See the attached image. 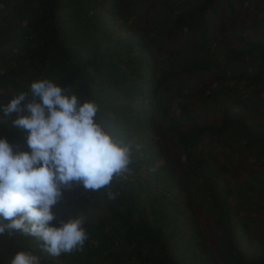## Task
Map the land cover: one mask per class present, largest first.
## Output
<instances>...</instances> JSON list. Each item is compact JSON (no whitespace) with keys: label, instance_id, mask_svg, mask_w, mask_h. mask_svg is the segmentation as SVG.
Returning <instances> with one entry per match:
<instances>
[{"label":"trees","instance_id":"trees-1","mask_svg":"<svg viewBox=\"0 0 264 264\" xmlns=\"http://www.w3.org/2000/svg\"><path fill=\"white\" fill-rule=\"evenodd\" d=\"M247 4L250 36L236 0H0V27L13 13L20 35L0 40V105L47 79L94 102L132 149L114 198L63 190L52 224L82 219V251L52 257L6 228L0 264L19 251L40 264H264V0ZM14 118L0 112V137L30 151ZM217 138L222 162L204 153ZM247 152L250 169L234 165Z\"/></svg>","mask_w":264,"mask_h":264},{"label":"clouds","instance_id":"clouds-1","mask_svg":"<svg viewBox=\"0 0 264 264\" xmlns=\"http://www.w3.org/2000/svg\"><path fill=\"white\" fill-rule=\"evenodd\" d=\"M98 111L94 102L47 79L0 105L4 117L15 116L11 122L30 149L0 137V233L7 228L33 237L52 257L83 250L88 234L82 219L52 224L63 190L76 183L105 189L112 199L113 181L131 175V145L100 122ZM11 264H40V256L19 251Z\"/></svg>","mask_w":264,"mask_h":264},{"label":"rangeland","instance_id":"rangeland-1","mask_svg":"<svg viewBox=\"0 0 264 264\" xmlns=\"http://www.w3.org/2000/svg\"><path fill=\"white\" fill-rule=\"evenodd\" d=\"M192 1H195V0H192ZM248 2L250 3V0H236V7H237V11H238L237 20L242 25L247 27L245 34H248L250 36L252 34V29H251L252 22H251V20H248L245 17L250 16L253 13V8H250L249 10H245V7H246V5H248L247 4ZM261 8H262L261 12L262 11L264 12V5H261ZM242 20H244V21L242 22ZM17 22H18V18L15 17V15H13V13H12V15H9L6 18V23L1 25L2 28L0 27V40L1 39L3 40L4 37L6 38L5 49H6V47L7 48L10 47L14 43L18 44L17 40L20 37V35L16 34V32L14 33L12 28L11 29L9 28V26H12ZM1 23H4V22L2 21ZM263 25H264V22H263ZM152 31H153L152 33L155 34L156 29H154ZM4 41H5V39H4ZM227 43H233V42L227 41ZM234 43H236V41H234ZM164 46H166L165 43L163 44L162 47H164ZM162 47H160V50H163ZM238 87H239V89L242 88L243 84L242 83L239 84ZM247 95H248V93L243 94L244 97H247ZM189 100L190 99H188L187 101H189ZM172 108L175 109L174 105H172ZM206 113H209V112L205 111L204 114H206ZM263 121H264V119H263ZM161 143L163 144L162 150L164 152L167 151L168 154L172 157V159H175L176 165L180 164L181 159L177 158V149L174 146V144L171 142V140L170 139L168 141L161 140ZM228 146H229V144H224L220 138H217L214 140V144L211 146V149H209L211 151L209 154H207V151H204V150H207L205 147H203V151H204V153L208 159L211 160L212 158H215L216 161L222 162V160L224 159V153L225 152L227 153L229 150ZM231 156H233V154ZM234 158H235L234 161H236V163H234V165H238L242 162V163H244L245 167H248V168L250 167V162L248 160H250L252 158V160L255 161L252 157L251 152L244 153L243 155H237ZM252 160H250V161H252ZM186 179H188V178H186ZM185 183H188L187 180H185ZM63 198H64V196L62 197V200H63ZM55 208H57V204L52 208L53 213H54ZM63 212H65V214H67L65 209L62 210V214H63ZM54 214H56V211ZM68 215L73 216L72 213H69Z\"/></svg>","mask_w":264,"mask_h":264},{"label":"built area","instance_id":"built-area-1","mask_svg":"<svg viewBox=\"0 0 264 264\" xmlns=\"http://www.w3.org/2000/svg\"><path fill=\"white\" fill-rule=\"evenodd\" d=\"M131 177H132V173H131V175H129L126 179H128V178L131 179Z\"/></svg>","mask_w":264,"mask_h":264}]
</instances>
